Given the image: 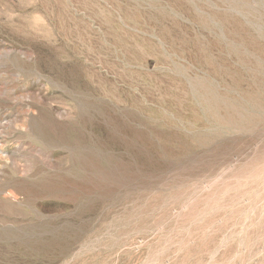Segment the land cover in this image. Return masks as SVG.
Listing matches in <instances>:
<instances>
[{
    "label": "rangeland",
    "instance_id": "374dc122",
    "mask_svg": "<svg viewBox=\"0 0 264 264\" xmlns=\"http://www.w3.org/2000/svg\"><path fill=\"white\" fill-rule=\"evenodd\" d=\"M0 264H264V0H0Z\"/></svg>",
    "mask_w": 264,
    "mask_h": 264
}]
</instances>
